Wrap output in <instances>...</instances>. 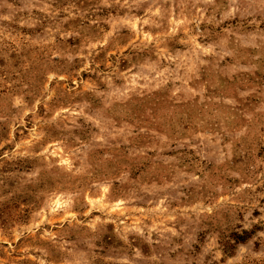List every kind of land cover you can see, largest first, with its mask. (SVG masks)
Returning a JSON list of instances; mask_svg holds the SVG:
<instances>
[{"label": "rangeland", "instance_id": "rangeland-1", "mask_svg": "<svg viewBox=\"0 0 264 264\" xmlns=\"http://www.w3.org/2000/svg\"><path fill=\"white\" fill-rule=\"evenodd\" d=\"M0 264H264V0H0Z\"/></svg>", "mask_w": 264, "mask_h": 264}]
</instances>
